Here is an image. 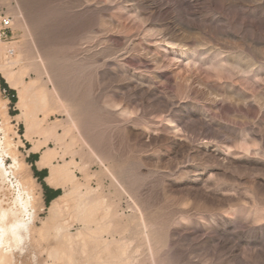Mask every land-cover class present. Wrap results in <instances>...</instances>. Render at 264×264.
Returning <instances> with one entry per match:
<instances>
[{"label":"rangeland","instance_id":"374dc122","mask_svg":"<svg viewBox=\"0 0 264 264\" xmlns=\"http://www.w3.org/2000/svg\"><path fill=\"white\" fill-rule=\"evenodd\" d=\"M4 17L3 159L36 212L16 264H264V0H0Z\"/></svg>","mask_w":264,"mask_h":264},{"label":"bare ground","instance_id":"6f19581e","mask_svg":"<svg viewBox=\"0 0 264 264\" xmlns=\"http://www.w3.org/2000/svg\"><path fill=\"white\" fill-rule=\"evenodd\" d=\"M23 1V0H22ZM17 88L18 85H13ZM25 90H20L22 94ZM2 133V134H1ZM1 135L3 137L1 138ZM5 132L0 125V264H16L15 253L24 250V245L29 240L30 226L34 223V194L31 188L22 179L15 177L14 171H8L3 159ZM14 164L9 169L16 172L21 166L13 158ZM47 165L44 157L40 166ZM12 174L15 186L12 185L15 193L10 194L8 177ZM59 181V173L52 169L46 179L48 185L56 186ZM13 184V182H12ZM13 191V192H14Z\"/></svg>","mask_w":264,"mask_h":264},{"label":"built area","instance_id":"2783aa9c","mask_svg":"<svg viewBox=\"0 0 264 264\" xmlns=\"http://www.w3.org/2000/svg\"><path fill=\"white\" fill-rule=\"evenodd\" d=\"M12 22L9 17H4L0 23V41L7 38L6 31L11 27Z\"/></svg>","mask_w":264,"mask_h":264}]
</instances>
